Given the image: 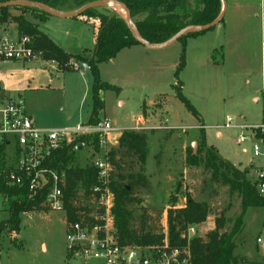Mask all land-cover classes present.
<instances>
[{
  "label": "rangeland",
  "instance_id": "1",
  "mask_svg": "<svg viewBox=\"0 0 264 264\" xmlns=\"http://www.w3.org/2000/svg\"><path fill=\"white\" fill-rule=\"evenodd\" d=\"M110 11H112L110 7L98 9V12L103 14H109ZM30 12L32 11L24 8H11L9 15L25 18V15ZM35 16L37 15L35 14ZM25 20L29 21L26 18ZM13 23L9 19L6 22H1V27L6 30L10 29L11 37L16 38L18 33L16 26H12ZM36 26L39 28L38 25ZM163 50L169 54V60L177 59L179 66L183 42L177 41ZM85 56L89 57L90 54L87 53ZM120 58L114 63L107 62L102 66L101 80L103 78H106V81L118 79L116 62ZM214 58L216 63L221 65L224 58L223 52L215 53ZM21 63L1 66L0 82L5 87L8 82L13 84L22 82V87L27 89L22 93H24L23 98L28 113L33 114L36 118L49 116L60 120L65 116V113L74 112L75 109H79L80 105L84 111L91 110L92 94H89L85 100L83 98L88 86H92L93 83V75L90 70H70L63 73L57 71L58 65L55 62L43 60L41 55L33 61L26 62L25 65ZM27 64L32 65L27 66ZM78 64L81 65V63ZM217 70H205L201 74L202 89L208 94H212L215 86L222 83L223 73L219 68ZM179 76L180 73L178 77L175 73L177 82L181 80ZM173 80L174 75L171 74L170 78H165L162 81L165 84L162 89L155 93L147 92L148 100L155 97L166 102L167 108L170 110V113L167 114L170 127L158 128L160 124H163L161 118L164 113L162 112L156 117L145 115L146 125L152 127L151 130L145 132L148 137L149 158L148 165L146 164L144 169V174L151 183V187L148 190H136L135 203L129 207L133 216L131 225L134 230L144 228L154 234H164L166 227H169L168 210L174 205L185 206L186 195L190 194L194 201L206 203L210 208L207 221L202 226H198V236H203L214 229L216 220L221 216L227 220L223 231L231 232L241 213V198L238 194L231 196L228 186L211 181V172L205 167L204 153L201 150L200 131L194 127L196 119L179 101ZM242 80L244 83L245 79L241 78L240 85ZM133 95V93L126 92L123 97L132 99ZM240 97L219 95L216 98L222 109L223 102L226 106L224 116L234 117L236 112L242 108L243 98ZM104 101L105 113L110 118L117 120L121 126L130 125V121L138 114V110L134 107L120 109L115 93L107 92ZM224 124L225 121L221 125ZM221 132L222 138H218L216 130H208L210 142L217 145L227 159L242 163L243 166H251L247 168L235 167L241 172H245L248 182L254 183L257 177L256 170L264 169V145L262 146L263 155L255 157L252 142H246L243 145L237 144L238 130L224 128L221 129ZM77 155L79 165L87 167L89 161L87 152L81 151ZM190 161L196 162V165L191 164ZM136 170L138 171V168ZM85 195L84 189L79 187L76 200L80 208L87 210L88 214L101 213V207L97 202L94 199H88ZM9 218L8 207L0 208V225L3 229L0 239V264H99L97 261L84 263L80 259L69 258L66 250L67 226L65 224L68 214L66 216L62 212L38 209L22 213L18 231L11 230L8 223ZM113 219L115 222L114 232L118 234L114 212ZM259 238L264 241V207L250 208L245 215L243 232L235 238L237 249L234 255L239 259L238 264H264V247L257 242Z\"/></svg>",
  "mask_w": 264,
  "mask_h": 264
},
{
  "label": "trees",
  "instance_id": "2",
  "mask_svg": "<svg viewBox=\"0 0 264 264\" xmlns=\"http://www.w3.org/2000/svg\"><path fill=\"white\" fill-rule=\"evenodd\" d=\"M48 5L64 12H74L87 4L99 0H27ZM124 4L130 13L133 24L139 35L150 44H163L171 40L176 34L188 26H203L215 21L221 13V0H115ZM8 0H0V4ZM32 12H39L42 16L49 14L36 8L23 6ZM9 8L0 9V20L6 22L9 19L18 25L19 35L34 38V48L42 53L43 60L55 62L59 71L74 70V63H81L89 67L93 75L92 98L93 111L89 121L96 124L100 112L105 105L102 93L107 91L117 92V88L104 83L100 77L99 66L114 59L120 51L133 45H140L132 36L125 19L114 11L109 14L98 12V9L86 11L82 16L97 18L100 20V29L97 34V42L91 55H71L55 44L47 35L31 22L21 17L9 15ZM223 21H221L222 23ZM214 29V28H213ZM212 30V29H211ZM210 30V31H211ZM208 32V31H207ZM206 31L193 32L184 36L179 41L183 43L190 37H197ZM186 65L185 43L177 68L176 77ZM176 94L179 101L187 111L199 122L200 145L204 153V163L211 172V181L222 186H228L230 195L238 194L241 198V213L231 232H224L227 220L224 216L215 222V228L203 236L196 237L187 242L182 234L190 225H201L208 219L210 208L206 203L194 201L190 194L186 195L185 206L174 205L168 210V238L173 247L189 248L191 255L190 264H238L239 259L234 255L237 245L235 238L243 232L244 218L250 208L264 207V198L259 194L257 185L247 181L245 172L238 170L230 161L225 160L219 152L207 144L206 133L201 117L194 106L182 94L181 83L176 84ZM148 137L146 133L124 131L117 148L110 153V165L113 168L111 187L116 196L114 214L116 226L122 244L132 247H145L159 245L163 242L165 234H154L151 231L134 230L132 212L129 207L135 203L136 190H148L151 183L144 174L148 155ZM77 145V144H76ZM2 151H0V166L2 163ZM193 161V160H191ZM190 161V162H191ZM57 163L67 170L68 184L65 191L67 198L68 221H76L80 218L79 208L69 202L76 196L79 187L83 188L87 197L91 195V189L96 185V170L93 167L80 168L76 151L67 148L57 156ZM196 165V162H191ZM71 166L70 168H68ZM138 168V171L135 169ZM117 177V180L115 178ZM8 223L12 231H18L21 224L20 214L42 210V198L29 200L27 190H10ZM0 225V239L2 234Z\"/></svg>",
  "mask_w": 264,
  "mask_h": 264
},
{
  "label": "built area",
  "instance_id": "3",
  "mask_svg": "<svg viewBox=\"0 0 264 264\" xmlns=\"http://www.w3.org/2000/svg\"><path fill=\"white\" fill-rule=\"evenodd\" d=\"M33 43L34 38L31 36L11 37V34L1 27L0 20V62L26 63L37 59L42 53L35 50ZM72 67L74 70L85 69V66L78 63H74ZM261 97L263 115L259 125L238 123L233 116H228L223 125L225 129L238 130V145L252 142L255 157L263 155L264 87ZM161 119L163 124L158 128H169L168 116L164 113ZM151 129L152 127L146 125L143 113L134 117L129 129L116 127L106 117L99 118L96 124L88 122L56 129H41L28 113L22 96H8L0 90V151L3 163L0 166V208L9 205L8 191L26 189L29 200L42 198V210L62 212L67 216L65 191L68 174L67 170L60 166L61 163L56 162L57 156L67 148L76 151V154L85 150L87 158L89 156L87 167L96 170V185L91 189L88 199L97 202L101 213L88 214L87 210L80 208L76 196L69 200L72 206L79 208L80 215L76 221L65 222L66 250L69 258H77L84 263L97 261L99 264H190L189 248L170 245L168 226L163 242L154 246H126L114 232L113 212L116 196L111 187L113 168L110 165V153L118 146L124 131L145 133ZM77 164L80 168H87ZM254 183L264 198V171L258 173ZM198 229V225H190L182 234V238L190 243L192 239L199 237ZM257 242L264 247L261 238Z\"/></svg>",
  "mask_w": 264,
  "mask_h": 264
},
{
  "label": "crops",
  "instance_id": "4",
  "mask_svg": "<svg viewBox=\"0 0 264 264\" xmlns=\"http://www.w3.org/2000/svg\"><path fill=\"white\" fill-rule=\"evenodd\" d=\"M25 18L33 24L38 25L43 34L47 35L68 54L78 55L88 52L91 55L96 46L97 34L100 29V20L97 18L88 16L66 19L55 16L44 17L39 12H30V14L25 15ZM13 25L16 26L17 33L19 34L18 25L16 23H13ZM6 31L9 32L10 29ZM184 43L186 65L179 76L182 94L199 113L206 133L207 144L214 147L225 160L230 161L234 166L240 168L251 167L243 166L242 163L227 159L221 153L219 147L210 142L208 130H216V136L222 138L221 129L224 128L221 124L223 121H226L225 119L228 116H224L226 109L224 102L222 109L216 100L219 95L242 96V108L234 116L238 123L246 122L249 125L257 126L262 121L263 101L261 91L264 87V0H227V9L223 22L211 31L197 37L188 38ZM165 51L163 49H150L142 45H133L123 49L114 59L109 61L110 63H114L121 57L116 62V75L119 76L118 79L116 81H106V78L102 79L104 83L117 88V92H107L116 94L117 105L120 109L134 107L138 110L137 115L143 113L151 117L158 116L160 112L166 115L170 113L165 101L156 99L155 97L148 100L147 94V92L155 93V91L162 89L165 86L162 81L165 78H170L171 74L174 75L173 84L175 86L177 84L175 80L178 66L177 59L169 60V54ZM220 52H223L224 56L221 65L216 63V59L214 58V54H220ZM12 63L13 65H19L21 62H0V67L4 64L9 65ZM21 64L25 65V63ZM104 64L99 66L101 77L103 74L102 66ZM29 65L31 66L32 64H27V66ZM217 68L223 73L221 78L222 83L219 86H215V92L212 90L213 93L208 94L202 89L201 74L205 70L213 69L218 71ZM57 71L59 70L57 69ZM241 78L245 80L244 83L242 80L240 85ZM8 84L5 87L0 82V90L3 93L12 97H24V93L22 92H26L27 89L22 87V82L14 84L8 82ZM92 86H88L87 92L83 96L84 100L89 94H92ZM169 86H171V83H169ZM72 88L73 90L75 89L74 86ZM107 92L102 93L103 101ZM126 92L133 93L134 97L132 99L124 98L123 95ZM82 102L83 99L81 104ZM92 111L93 105L89 112L84 111L82 105H80L79 109H75L70 114H66L63 111L65 116L60 120H55L49 116H38L36 118L33 114H29L35 119L39 128L56 129L74 126L79 123H88L92 117ZM104 117L109 118L119 128L129 129L132 126L133 119L130 121V125L121 126L117 120L110 118L105 113V108L99 115V118ZM199 126L200 124L196 120L194 127L199 130ZM82 151L85 152L84 150ZM148 158L149 145L147 165ZM256 171V175H258L264 169L259 168ZM203 224L198 226H202Z\"/></svg>",
  "mask_w": 264,
  "mask_h": 264
},
{
  "label": "water",
  "instance_id": "5",
  "mask_svg": "<svg viewBox=\"0 0 264 264\" xmlns=\"http://www.w3.org/2000/svg\"><path fill=\"white\" fill-rule=\"evenodd\" d=\"M222 2V10L221 13L219 15V17L213 21L210 24L207 25H203V26H188L186 28H184L183 30H181L178 34H176L171 40H169L166 43L163 44H150L147 41H145L138 33V31L136 30L133 21L130 17V13L128 8L115 0H99L90 4H87L86 6L82 7L81 9L75 11V12H64L61 10H57L54 9L48 5L39 3V2H31V1H27V0H13V1H8L5 3L0 4V9L2 8H15V7H23V6H29V7H33L36 8L37 10H40L42 12H45L47 14H49L50 16H55V17H59V18H76L79 16H82L86 11L91 10V9H99L101 7H109L110 5H117L122 7L126 13H127V17H126V22L127 25L129 27L130 32L132 33L133 38L142 46H145L147 48L150 49H165L168 48L170 46H172L173 44H175L177 41H179L181 38H183L184 36L189 35L190 33L193 32H201V31H210L211 29L215 28L218 24L221 23V21L224 20V16H225V12L227 9V3L226 0H221ZM85 70H87V67L85 66Z\"/></svg>",
  "mask_w": 264,
  "mask_h": 264
},
{
  "label": "bare ground",
  "instance_id": "6",
  "mask_svg": "<svg viewBox=\"0 0 264 264\" xmlns=\"http://www.w3.org/2000/svg\"><path fill=\"white\" fill-rule=\"evenodd\" d=\"M109 7L111 8L112 11L120 15L123 19H126L127 13L122 7L117 6V5H110Z\"/></svg>",
  "mask_w": 264,
  "mask_h": 264
}]
</instances>
